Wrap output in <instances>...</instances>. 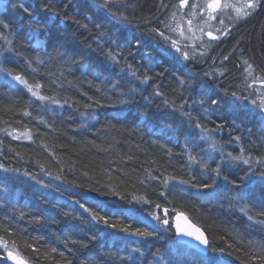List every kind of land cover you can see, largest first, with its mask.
I'll return each instance as SVG.
<instances>
[{"label": "trees", "instance_id": "1", "mask_svg": "<svg viewBox=\"0 0 264 264\" xmlns=\"http://www.w3.org/2000/svg\"><path fill=\"white\" fill-rule=\"evenodd\" d=\"M20 2L0 0L10 25L0 33L13 49L0 67L40 84L48 99L0 72V264H11L9 251L25 264H264V0L240 20L231 8L209 19L208 0H125L127 20L97 0H28L33 18L53 9L70 17L35 25L55 38L41 36L43 48L29 42ZM217 164L239 187L223 179L197 187L212 183ZM168 176L176 179L165 187ZM163 209L200 226L209 252L180 243L173 224L162 225Z\"/></svg>", "mask_w": 264, "mask_h": 264}, {"label": "snow or ice", "instance_id": "2", "mask_svg": "<svg viewBox=\"0 0 264 264\" xmlns=\"http://www.w3.org/2000/svg\"><path fill=\"white\" fill-rule=\"evenodd\" d=\"M28 2V0H21L20 2V9H21V18L24 19H29L31 21V23L29 24V28H30V32L28 34V39L29 42H31L32 39L35 40V47L36 48H43L45 46V41L42 40L40 37L41 36H46L48 37L49 41L55 42V38L51 35V33L47 32V31H42L41 28L39 27H35V25H40L43 24L44 28H47V23L45 21H51L54 19L59 18L61 23H67L68 19H70V17H68L67 13L64 14L63 17H61V13L59 11H55L53 9V13L51 16H47L45 18V21H42L39 18H33V12L34 9L31 6L30 3H28V6H25V4ZM261 0H243V2L240 5H235L232 3H229L228 0H208L207 2V9L209 10V19H216L217 17L215 15H213L214 13L219 12H223L225 9H233L235 11L236 14V19L240 20L243 18H246L250 15H252L253 12L256 11V9L260 6ZM188 4V0H180V6L184 7L185 5ZM97 6L101 9H104L106 11L107 14L111 15L112 17H118L120 19L123 20H127L128 18L126 16H124L121 11L120 8L121 7H127L128 5L126 4L125 0H97ZM48 5H45V11H48ZM65 7H67V5H65ZM74 23H77L79 25V21H73ZM220 23L223 24L224 21L223 19H220ZM188 24L191 26V20L188 21ZM80 27H84L86 28L87 25H79ZM0 27H2L3 29H9L10 25L8 23H5L4 21H0ZM153 31L155 32L156 30L153 29ZM189 31H191V28H189ZM217 31L219 32L220 29H217ZM10 35L12 34L11 32L9 33ZM206 35L209 36L210 39L213 40H217L219 39L218 36L213 35V33L211 31H208L205 33ZM159 36H161L164 40H169L170 38L168 36H166L164 34V32H159L158 33ZM181 36H184L183 31H181L180 33ZM0 39H4L5 43L9 45V47L7 49H5L2 45H0V58L4 57V53L5 51L8 52H12L13 49L11 47L12 41L8 40L6 36H3L2 33H0ZM171 45L173 48H175L176 52L180 53L181 56H183V58L185 60L190 59L188 52L186 51H182L180 47L177 46V41L172 40L171 41ZM206 47H211V45H207ZM201 55H204V53H201ZM110 58L115 61V62H119L117 60V57L115 55H112L111 53H109ZM225 60L228 59V56L224 57ZM37 63H43V61L38 57L36 60ZM245 64H248L247 61L244 62ZM29 64H31V61H29ZM33 71H35V69H33ZM246 71L249 73V75H252V66L250 64H248V67L246 69ZM0 72H4L6 73L8 76H11L12 79L16 80L17 82H19L20 84H22L25 88H27V90L29 92L32 93L33 96H36L38 99L40 100H46L48 99V97L40 95L39 94V89L41 88L40 84H35V85H29L28 81L19 74H13L10 70H7L3 67H0ZM131 75H135V72H132ZM205 75H208V73H205ZM221 75H223V73H221ZM149 81V77L145 76L144 79L141 81V83L143 84H147ZM181 83L183 84V81H181ZM261 84H264V80H261ZM189 87H192L191 85H189ZM160 93L157 92V95H159ZM225 95H227V93H225ZM232 97L236 100H240L241 97H237L235 92L231 93ZM201 103H203V101H201ZM218 100L217 99H212L211 100V104H217ZM251 103L256 104V101L253 100L251 101ZM183 107V106H181ZM257 107L260 109L261 112H264V100H261L260 103L257 105ZM190 115V114H189ZM93 119H95V117H93ZM196 127L201 128V125L199 123L196 124ZM222 127V126H221ZM201 131H204L203 128H201ZM201 139H204V137L202 136ZM236 139H239V137H237ZM214 143L213 142V150H215L214 148ZM243 153V150H241ZM228 156L233 160V161H237V162H242L245 165H250V158H245L243 156V154H241L240 156H232L231 153L228 154ZM190 160H195V157H192L191 155L189 156ZM258 163H260L258 161ZM205 169H207L208 165L207 163L204 164ZM214 171V176L212 177V183L211 184H203L201 186H197V187H203V188H209V187H213L215 185V182L217 179H223L225 181V185H232L233 187H239V185L236 183L235 180H230L229 177L227 175H224L222 170H221V166L219 164L216 165ZM260 176L262 177V183H264V171L260 172ZM175 177L172 176H168V177H164L162 180V184L167 187L168 182L171 180H175ZM180 184H188L189 181L186 180H179ZM196 186V185H193ZM169 191H172V189H169ZM161 195H165L163 192L161 193ZM239 199H243V197H239ZM147 202V201H145ZM80 207H84L83 204L80 205ZM157 208L160 207L159 204L156 205ZM241 212H243L245 215H247L249 220L253 219V216L250 215L249 213L251 212V209L248 207H242ZM85 211H89V209L85 208ZM165 213H167V209L164 210ZM150 215H152V213H149ZM93 218L94 219H100L103 220V217H97L95 213H92ZM154 219H160V217L158 216H154ZM177 219H183L185 221V223L187 224V217L180 212H177ZM105 224L108 227H113L115 228V225H111L108 224L107 220L104 221ZM164 224H167L168 221L167 219H164L162 221ZM261 223H264V221H260ZM119 231L125 232L126 234H130V235H136V236H149L150 233L147 232H140L139 230H136L135 232H129L128 228H120ZM177 231L181 234V235H185V236H190L193 237L194 239L198 240L201 244H204L205 246L208 245V240L204 237V234L200 231V229L198 227H195L193 225H188L187 228L185 227H181V225L179 223H177ZM73 243H76L75 241H73ZM0 245H2L5 249H7V244L0 240ZM84 247H87V245H84ZM8 256L17 261V264H25V261L17 256H14L13 253L11 251L8 252Z\"/></svg>", "mask_w": 264, "mask_h": 264}, {"label": "water", "instance_id": "3", "mask_svg": "<svg viewBox=\"0 0 264 264\" xmlns=\"http://www.w3.org/2000/svg\"><path fill=\"white\" fill-rule=\"evenodd\" d=\"M165 209H163L162 211V215H163V220L167 219L168 223L164 224L162 222V225L164 227H169L170 224H173V230L178 238V241L182 244H185L187 246H189L191 249H193L194 251L200 253V254H207L209 252L210 249V240L208 238V235L206 234V232L200 227L198 226L196 223H194L186 214H184L187 217V224L185 223V221L183 219H177V214L175 215L174 219L172 220L170 218V214H169V210L167 209V213H165L164 211ZM162 220V221H163ZM177 223H179L181 225V227H185L187 228L188 225H193L195 227H198L200 229V231L204 234V237L208 240V245L205 246L204 244H201L198 240L194 239L193 237L190 236H185V235H181L178 231H177ZM11 263L12 264H17V261L11 259Z\"/></svg>", "mask_w": 264, "mask_h": 264}, {"label": "rangeland", "instance_id": "4", "mask_svg": "<svg viewBox=\"0 0 264 264\" xmlns=\"http://www.w3.org/2000/svg\"><path fill=\"white\" fill-rule=\"evenodd\" d=\"M15 83H17L18 85L23 86L22 84H20L19 82H17L16 80H14ZM11 260V259H10ZM11 262V261H10ZM12 264V263H11Z\"/></svg>", "mask_w": 264, "mask_h": 264}]
</instances>
